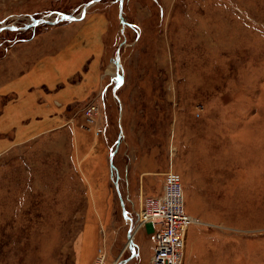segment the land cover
Returning a JSON list of instances; mask_svg holds the SVG:
<instances>
[{
	"label": "rangeland",
	"instance_id": "rangeland-1",
	"mask_svg": "<svg viewBox=\"0 0 264 264\" xmlns=\"http://www.w3.org/2000/svg\"><path fill=\"white\" fill-rule=\"evenodd\" d=\"M90 1L0 0V66L54 75L0 93V264H150L171 173L184 264H264V0Z\"/></svg>",
	"mask_w": 264,
	"mask_h": 264
},
{
	"label": "built area",
	"instance_id": "built-area-1",
	"mask_svg": "<svg viewBox=\"0 0 264 264\" xmlns=\"http://www.w3.org/2000/svg\"><path fill=\"white\" fill-rule=\"evenodd\" d=\"M140 227L150 225L155 235L154 254L150 264H184L186 231L194 222L186 213L183 186L171 173L162 195L145 198L139 215ZM105 257L96 264H104Z\"/></svg>",
	"mask_w": 264,
	"mask_h": 264
},
{
	"label": "crops",
	"instance_id": "crops-1",
	"mask_svg": "<svg viewBox=\"0 0 264 264\" xmlns=\"http://www.w3.org/2000/svg\"><path fill=\"white\" fill-rule=\"evenodd\" d=\"M13 67H16V66H13ZM0 68H2L3 71L6 70L5 72H3V74L0 72V93L2 94L5 93L6 91H12L14 89V90L21 91L19 92V94L22 95L23 93L26 94V92L30 90L29 88L31 86L35 89L39 88L44 82H46L47 78H50L49 80L51 82L54 81V78H53L54 75L52 74L50 77V71L46 72V70H43L42 68L38 66L37 68H33L30 71H27L26 74H22V75L19 72H17V70H13V72H12V69L9 70L7 65L0 66ZM1 79H3V82H1ZM5 140L7 141V139ZM2 143H4V141H0V144ZM146 226H148L150 230L152 229L150 225H146ZM137 228L139 227L137 226ZM129 242H130V239H129ZM131 245H133V242ZM135 254L136 253L134 250V255Z\"/></svg>",
	"mask_w": 264,
	"mask_h": 264
},
{
	"label": "water",
	"instance_id": "water-1",
	"mask_svg": "<svg viewBox=\"0 0 264 264\" xmlns=\"http://www.w3.org/2000/svg\"><path fill=\"white\" fill-rule=\"evenodd\" d=\"M99 1L100 0H91L89 3H87L84 6V9H83V15H85V12H86V10H87V8L89 6H91L93 3H96V2H99ZM123 2H124V0H120V18H121L122 23L126 24V21H125L124 16H123ZM78 19L79 18H77L76 16H74L72 14H61V16L57 17L56 20H54L52 23H57L59 20H78ZM37 22H48V19L47 18H40V19H37V20L35 19L33 24H35ZM5 28L16 29V27L12 26V25H3V26H0V31L5 29ZM113 60H114V63L118 66V68H120L121 67V57H120V55L117 54L116 58L113 59ZM116 78H119L118 79V84H117V85H119L120 81L122 79V76L118 74V77H116ZM126 217H127V215H126ZM129 237H130V235H129ZM132 240L133 239L130 238V244H132Z\"/></svg>",
	"mask_w": 264,
	"mask_h": 264
},
{
	"label": "bare ground",
	"instance_id": "bare-ground-1",
	"mask_svg": "<svg viewBox=\"0 0 264 264\" xmlns=\"http://www.w3.org/2000/svg\"><path fill=\"white\" fill-rule=\"evenodd\" d=\"M115 65H116V64H115ZM116 67H117V69H118V66H117V65H116ZM113 76H114L115 78L118 77L116 74H114ZM184 195H185V194H184ZM193 221H194L193 223H196V221L198 222V220L195 219V218H193ZM138 227H140V225H138ZM137 229H138V228H137ZM137 229H136V230H137ZM135 232H136V231H135ZM132 234H133V233H132ZM132 234H130V238L133 239ZM129 245H130V244H129ZM131 246H132V245H131ZM119 264H122V263H119Z\"/></svg>",
	"mask_w": 264,
	"mask_h": 264
}]
</instances>
